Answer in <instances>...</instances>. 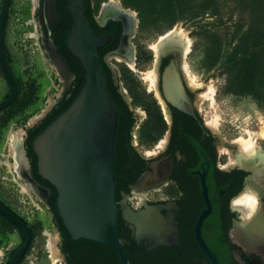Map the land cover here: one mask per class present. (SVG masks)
Here are the masks:
<instances>
[{"label": "flooded vegetation", "instance_id": "obj_1", "mask_svg": "<svg viewBox=\"0 0 264 264\" xmlns=\"http://www.w3.org/2000/svg\"><path fill=\"white\" fill-rule=\"evenodd\" d=\"M90 5L96 23L93 32L97 36L111 38L99 50L102 65L108 70L114 88L127 104L134 119L131 146L139 161L132 163V169L128 170L124 183L118 188L117 201L118 236L128 264H264V144L259 145L256 141L253 149L245 150L238 140H228L208 126L196 99L197 91L201 88H193L183 70L189 54L184 56L183 42L169 39L163 44L160 56L154 55L150 69L157 68L158 83L157 89H151L146 78L150 69L144 72L137 70L141 60L135 44L142 23L139 12L124 6L122 0H90ZM40 11L44 16V24ZM45 11L46 0L40 1L36 11L33 8V15L39 19L38 31L41 34V38H35L42 47L45 33L43 27L45 25L48 29L49 24ZM35 26L37 28V24ZM128 30L134 31L125 38ZM116 51L120 52L115 54ZM107 56H110L108 63ZM172 63L176 64L186 90L188 100L185 108L193 112L192 115L175 108L164 93V72ZM119 64L142 74L147 93L153 95L151 102H155L165 122L166 128L155 142L158 144H154L149 150L139 149V144H135L137 136L134 135L136 129L140 135L142 126L148 120L149 104L144 113L135 108L136 101L140 105L141 100L137 98L130 78L125 71H121ZM112 68L117 72L118 83L114 79ZM55 94L56 92L52 93ZM148 97L149 95L146 99ZM10 162L13 163V160ZM13 171L12 168L8 173ZM25 173L24 180H20L23 184L29 186L31 182H37L48 188L34 175L30 157ZM139 181L142 183L135 188ZM42 196L38 195L41 200L44 199ZM5 203L9 205L6 201ZM31 203L35 204L33 201ZM205 212L209 213L198 228L199 220ZM133 215H138L142 221L137 222ZM23 217L30 229H33L34 237L19 264H25L33 249L38 227ZM0 219L17 229L2 215ZM53 225L55 226L54 222ZM48 231L46 230L47 235L50 234ZM54 232L57 234L58 230ZM56 236L59 256L57 263L70 264L61 250V236ZM15 247L12 242L3 240L0 264H9L17 251ZM107 247L87 248L88 259L81 260L78 264H122L118 252ZM48 259L41 258L35 264H52V255Z\"/></svg>", "mask_w": 264, "mask_h": 264}, {"label": "rangeland", "instance_id": "obj_2", "mask_svg": "<svg viewBox=\"0 0 264 264\" xmlns=\"http://www.w3.org/2000/svg\"><path fill=\"white\" fill-rule=\"evenodd\" d=\"M180 1V9L172 10V16L151 22L145 18L146 21L141 23L135 40L141 58L137 70L144 72L152 67L156 54L154 45L167 31L176 28L191 40L186 58L190 72L187 78L190 82L194 76L196 83L201 85L196 99L205 122L228 140L252 139L263 145L264 94L253 96L248 93L250 85L257 80L248 77L246 70L249 69L250 59L259 60L258 82L264 84V0ZM2 2L0 0V9ZM33 8L36 11L34 0H13L7 31L8 45L26 78L32 79L33 92L23 105L18 103L0 113V195L14 210L38 226L33 249L25 264H35L41 258L49 260L50 236L46 230L53 237L57 234L50 211L43 205L37 207L31 203L27 195L20 193L22 188L14 181L15 173H8V170H12L9 163L11 131L15 128L19 134L24 127L21 121L26 114L31 113L27 125L30 119L40 114L34 115V109L38 107L43 110L51 92L62 87L56 70L48 63L47 56L42 54V44L38 45L33 35L37 29L35 21L39 20L33 15ZM128 8L138 13L137 9ZM119 67L127 73L132 89L141 100V104H136L135 108L144 113L153 95L147 93L142 74L122 64ZM8 88L0 69V101H3ZM211 91H214L212 97ZM205 94H210V97H204ZM147 95L149 99H146ZM134 135L137 136L135 144L138 143L141 150H149L158 144H141L137 129ZM0 231V238L12 242L17 250L23 244V234L2 219Z\"/></svg>", "mask_w": 264, "mask_h": 264}, {"label": "water", "instance_id": "obj_3", "mask_svg": "<svg viewBox=\"0 0 264 264\" xmlns=\"http://www.w3.org/2000/svg\"><path fill=\"white\" fill-rule=\"evenodd\" d=\"M11 2L12 0H3L0 9V69L10 89L8 98L0 102V113L13 105L19 95L18 83L6 55V29ZM51 3L48 6L47 16L50 19L48 29L45 25L43 27L45 30L43 47L49 51L50 46L51 62L55 64L58 61L62 65V73H59L60 75L55 73L62 87L56 91L55 95L49 96L47 105L41 113L30 119L28 124L21 129L24 135L18 148L22 149L25 164L22 162L20 166L21 163L19 164L12 154L10 157L13 163L9 161L15 165L12 173L16 175V180H14L16 185L22 188L20 193L31 198L37 207L43 204L48 210L51 209L49 201L51 190L37 182H31L29 186L34 191L24 192L23 183L20 180H24L25 175L23 174H26L29 161L25 146L27 129L34 127L68 94L75 78L67 59L59 53L51 38V30L56 29L61 23L58 0H52ZM69 11L73 24L67 34L66 45L70 53L83 65L86 72V83L71 106L33 141V151L38 159V175L56 189L60 218L74 241L85 239L112 247L120 255L122 264H128L117 230L119 206L116 200L114 165L118 109L108 90L105 70L99 55V50L106 46L111 38L110 36H97L93 32L86 16L84 0H71ZM42 15L40 11V16ZM132 31L134 30H128L125 38H128ZM42 54L45 56L46 53L42 52ZM53 55L56 61L52 59ZM109 59L110 56H107V63ZM112 71L118 83L117 72L113 68ZM164 93L175 108L187 114H193L185 108L188 100L187 94L175 63L165 69ZM11 132L13 134L15 128ZM10 140L12 141L11 137ZM9 145H12V142ZM141 183L142 181L137 182L135 188ZM37 189L43 193L44 199L41 200L38 197ZM205 197L207 198L206 188ZM208 213H203L198 228ZM0 215L16 226L24 236L23 244L9 262V264H19L33 241L32 231L28 224L1 202ZM133 216L137 222L142 221L138 215ZM57 235L60 237L59 232ZM201 241L205 245L202 239Z\"/></svg>", "mask_w": 264, "mask_h": 264}, {"label": "trees", "instance_id": "obj_4", "mask_svg": "<svg viewBox=\"0 0 264 264\" xmlns=\"http://www.w3.org/2000/svg\"><path fill=\"white\" fill-rule=\"evenodd\" d=\"M126 7H132L137 9L139 12L142 23L146 20L150 22L152 20L161 21L164 18H168L173 15L172 10L180 9L179 4L180 0H122ZM13 2V0H12ZM11 2V5H12ZM71 0H58V12L61 17V23L58 27L52 30L51 38L53 39L56 47L59 50V53L62 54L68 62V65L73 72L75 78L72 82L71 88L68 94L57 103L51 111L34 127L27 129V138H26V149L27 154L32 162V169L34 175L37 179L43 184L47 186L52 194L50 198V206L49 210L53 216V222L55 224L56 229L60 233L62 244L61 250L66 254L67 260L70 264H78L79 261L88 259L87 248L89 247H105V245H98L89 241H74L67 229L64 226L62 219L60 218L58 207H57V198L58 194L56 189L47 181L43 180L38 175V167H37V156L33 151V141L53 122L55 121L62 113H64L74 102V100L80 95L85 83H86V72L79 61L75 56H73L67 48L66 38L68 32L71 30L73 24V18L69 11V5ZM84 6L86 11V16L88 18L89 24L92 30H95L96 23L93 19V11L90 5V0H84ZM11 8V7H10ZM11 11V10H10ZM11 12H9L8 20H7V29H6V55L8 64L16 78L19 87V95L17 100L13 105V107L18 103L23 105L25 100L30 99L33 92V82L28 80L23 73L21 66L18 65L12 51L8 45L7 39V31L9 27ZM146 18V20H145ZM102 64V57L100 59ZM259 60L256 58H252L249 60V69L246 70L248 77L256 79L254 84H251V89L248 90L251 95L259 96L264 94V84L259 83ZM104 66V65H103ZM105 76L107 80L108 90L110 92L111 98L118 109V127H117V139L115 141V165H114V173L116 179V200L119 199L118 188L122 185L126 179V174H128V170L132 169V163L138 162L139 157L135 152V149L131 146V131L134 124V119L132 118V112L129 110L127 104L122 99L121 95L118 93L116 88H114L110 74L108 70L105 68ZM10 93V89L8 88V92L3 96L2 100L8 98ZM34 94V93H33ZM1 102V101H0ZM138 104V102L136 101ZM9 107V108H10ZM8 109V108H7ZM6 110V109H5ZM4 110V111H5ZM148 110V120L142 126L140 130V142L144 144L150 145L151 143H155L159 137L162 135L164 129L166 128L165 122L162 120V116L159 108L156 106L155 102H151L147 107ZM41 108H35L34 115L41 113ZM31 114V113H29ZM26 114L25 118L21 121V125L25 127L27 121L31 117V115ZM0 202L7 207L10 211H12L16 216H18L22 221L28 224L27 220L23 217L22 214L14 210V208L10 207L5 203V201L0 196ZM4 218V216H2ZM19 231V229L17 228ZM119 230V226L117 227ZM33 237L34 232L31 228ZM20 232V231H19ZM21 233V232H20ZM24 239V237H23ZM3 240H0V247L2 246Z\"/></svg>", "mask_w": 264, "mask_h": 264}, {"label": "bare ground", "instance_id": "obj_5", "mask_svg": "<svg viewBox=\"0 0 264 264\" xmlns=\"http://www.w3.org/2000/svg\"><path fill=\"white\" fill-rule=\"evenodd\" d=\"M41 0H34V3H35V10H37L38 6H39V3H40ZM52 0H46V16L48 15V6L49 4L51 5L52 3ZM113 4V3H112ZM117 4V3H116ZM36 18V17H35ZM41 20L44 22V16H40ZM34 20V19H33ZM47 20L49 21L50 19H48V16H47ZM35 23L37 24V32L34 33L33 35L37 38H40L41 34L39 33L38 31V27H39V22L38 20L36 19ZM44 24V23H43ZM169 39H175V40H178V42H183L184 44V47H185V54L189 53L190 52V47H191V40L189 38H187L182 32H179L177 29L175 30H172L170 32H168L167 35H163V37H161V39L158 41L157 44L154 45V50H155V53L157 56H160L161 54V51H162V46L165 42H167ZM40 40V39H39ZM126 39H124L125 41ZM125 44V43H124ZM167 44V43H166ZM170 44H171V40H170ZM48 46V45H47ZM49 51H45V55L47 56V60H48V63L50 64V66L56 70V73L57 75L59 73H62V65H60V63L58 61H56V59H54V55H53V60H55V64L51 62L50 58H49V54L51 55L52 54V51H51V47L49 46ZM122 50V49H121ZM47 52H48V55H47ZM130 62V61H129ZM130 65L132 67H134L133 63H130ZM183 70L184 72L186 73L187 77L189 76L190 77V72H189V67L186 63V61L184 62V65H183ZM60 75V74H59ZM147 80L149 81V84H150V87L151 89H157V83H158V71H157V68L151 70L150 72H148L147 76H146ZM62 79L64 80V78L62 77ZM190 85L193 87V88H200L201 85H198L196 83V80L194 79V76L193 78L191 77L190 79ZM214 93V91H211L210 94H211V97H212V94ZM210 94H205L203 95L204 97H210ZM23 135H24V132L21 131L19 134L16 133V131L11 135V139L12 141L10 140V142H12V145H10V152L13 156H15V158H17V160L19 161V164L21 163L20 166H22V162L24 163V156H23V153L21 152V148L19 149L18 148V145L20 146V141L22 140L23 138ZM238 143L245 149V150H251L254 148L255 146V142L250 139V140H245V139H239L238 140ZM237 143V144H238ZM25 164V163H24ZM14 166L15 165H10L11 168L14 169ZM17 166V165H16ZM19 166V167H20ZM18 167V168H19ZM23 190L24 192H30L32 193L34 191H32V188H30V186L26 185V184H23ZM37 192V195L39 196H42V192H40L38 189L36 190ZM43 197V196H42ZM50 236V239H49V243H48V249L49 251L51 252V255L53 257V261L54 263L53 264H56L58 261H59V256L57 255L58 251H57V242H58V238L57 236Z\"/></svg>", "mask_w": 264, "mask_h": 264}, {"label": "crops", "instance_id": "obj_6", "mask_svg": "<svg viewBox=\"0 0 264 264\" xmlns=\"http://www.w3.org/2000/svg\"><path fill=\"white\" fill-rule=\"evenodd\" d=\"M58 90V89H57ZM51 93H55V91L53 90ZM1 196V195H0ZM2 198V197H1ZM3 199V198H2ZM4 200V199H3ZM5 201V200H4Z\"/></svg>", "mask_w": 264, "mask_h": 264}]
</instances>
